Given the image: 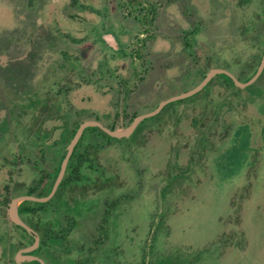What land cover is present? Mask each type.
Returning <instances> with one entry per match:
<instances>
[{"label": "rangeland", "instance_id": "374dc122", "mask_svg": "<svg viewBox=\"0 0 264 264\" xmlns=\"http://www.w3.org/2000/svg\"><path fill=\"white\" fill-rule=\"evenodd\" d=\"M36 1L0 0V55L13 47L9 54L17 57L28 46L30 30L43 7V0ZM65 7L71 17L81 10L73 0ZM22 15L26 19L20 21ZM169 15L182 29L168 24L158 35L172 42L177 39V55L167 60L170 47L147 64L152 71L167 62H193L192 67L190 74L179 76L175 87L166 85L148 97L172 98L189 92L211 68L227 70L241 83L255 76L264 57V0H189L186 13L176 9ZM45 20L38 18L40 23ZM14 22L19 28L13 31ZM22 22L28 25L23 31ZM91 28L89 36L96 40L100 28ZM53 30L51 26L50 32ZM43 33L46 31L36 32L38 36ZM76 44L70 48L72 55L79 51ZM59 45L68 43L59 40ZM29 57L38 59V48ZM244 58L247 61L238 62ZM129 62L138 60L131 55ZM32 63L18 67L14 75L24 80L35 75L38 70ZM105 65L101 62L98 68L105 69ZM119 77L114 73L112 78ZM215 78L193 97L171 103L157 116L141 122L129 138L109 141L94 132L82 137L84 147L88 142L101 143L110 152H99L98 164L86 177L62 186L57 198L40 214V224L51 220L60 233H68L76 223L69 234L72 244L64 252L65 261L78 259L80 254L85 260L92 259L89 264H264V71L246 88L233 86L224 76ZM74 92L71 103L85 113L66 114L64 122L72 129L77 122L95 121L108 129L113 126L112 131L125 130L136 117L154 111L161 100L150 98L149 103L141 92L122 101L123 92L115 93L111 113L108 98L95 86ZM22 111L13 108L11 114L0 116L2 129L14 135L11 140L15 142H20L16 137L25 117ZM62 134L66 133L50 132L43 148L51 166L68 144ZM11 140L0 146V158L6 160L0 163V264L14 260L9 243L3 242L6 233L11 232L10 242L19 238L7 202L2 201L26 192L40 175L32 165L7 171L9 151L15 149ZM16 182L21 184L16 186ZM97 241L100 244L91 251ZM50 243L39 255L55 264L57 245ZM76 249L80 252L74 255Z\"/></svg>", "mask_w": 264, "mask_h": 264}, {"label": "trees", "instance_id": "16d2710c", "mask_svg": "<svg viewBox=\"0 0 264 264\" xmlns=\"http://www.w3.org/2000/svg\"><path fill=\"white\" fill-rule=\"evenodd\" d=\"M29 1L31 4L37 2L36 0ZM68 1L69 0H43L42 10L40 13H37L38 16H36L35 25L32 26L30 30L33 33H31L28 39V46L24 47L22 54L17 57L11 56L9 52L15 49L11 47L7 48L6 53L0 55V116L11 114L13 108H20V110H23L22 112H25V117L17 128L19 136H15L17 141L20 142L11 140L14 135L10 136L9 132L3 130L1 127L3 122H0V146L4 141L7 140V142H9V140H11V146L15 147V149L9 151L11 160H8L5 168H8L7 171L10 170L9 172L12 173L15 171L14 169L16 167L17 169L18 167L20 169L23 167L29 169L30 165H32L38 169L40 174L35 178L34 185L28 186L26 192L20 193L19 196H11L9 194L10 196H7L2 201L4 204L6 200L7 208L13 199L20 196L46 197L50 194L60 172L62 161L66 156L67 146L82 124L77 122L75 129H72L68 123L64 122L66 120V114L69 115L70 112L76 111L79 116H83L85 113L83 110L77 109L72 104L73 102L71 103L73 95L70 96V94H75L74 91L76 89L85 85H92L100 89L101 87L104 89L106 88L109 95L108 100H110L111 103L116 97L115 93L119 94L120 92H123L122 101H127L128 95L131 96L135 94L134 98H136L138 94L143 92V96L147 98L149 103H151L150 98L154 100L161 99L159 102L161 103V101L169 97H166V95L161 97L148 96L155 90L164 88L166 85H170L172 88L175 87L178 83L177 79L180 78L179 76L190 74L188 69H191L192 66L190 63L193 62H167L163 65L161 64L162 68L158 71H152L147 64L149 63L151 65L152 62H155V57H158V53L161 52V49L156 50L154 48L155 42L162 39L161 36L158 35V32H161L168 24L182 29V27L175 25L169 19L170 15L166 7L172 3H176L178 6L175 7L180 9V12L186 13L189 9V0H73L74 5L81 9L75 14V17L74 15H72V17L68 15L65 7ZM166 12H168V14ZM14 15L15 13H13V16ZM111 17H120L121 20L129 23L131 27H135L136 24L139 23L141 30L139 29L138 34L127 33L128 37L125 39V43H127L126 47L128 48L127 52H124L122 56H116V59L110 60V62H108V67L105 69L102 67L98 68L101 64L92 62L90 58L96 55L99 56V53H95L91 56L88 51L95 47L99 39L93 40V38L89 36V31H91L92 25L100 28L99 23L102 18L109 19ZM19 18L20 21H23L26 19V16L22 15ZM38 18H45L46 20L40 23ZM72 18L75 19V21H73ZM26 24L22 22L20 26L21 31L26 30L28 26ZM86 25L87 27H85ZM51 26L54 29L52 32H50ZM81 26L86 29H81ZM17 28H19V24L17 25V23L14 22L11 30L14 31ZM42 31H46V33L40 36L36 34V32L41 33ZM188 31L189 30H187V32ZM87 36L90 38H87ZM59 40L68 43V45L66 47L59 45ZM76 41L79 51L75 55H72L70 48L73 47ZM81 41L82 44L80 43ZM17 44L20 43H16L15 45L17 46ZM170 47L173 48L170 50V55L167 56V60L174 57L173 55H177L179 44L176 38L173 39L172 46L170 45ZM37 48L40 57L35 61H31L29 56L31 53L35 52ZM16 49H18V47ZM172 51L174 54H172ZM244 52H247V49H245ZM131 55L137 59L138 62H129V56ZM117 60H119V62H117ZM244 60L245 58L243 60L239 59L238 62L247 61V59ZM29 62H34L32 63L34 64L32 67L37 68V73L26 77L25 80L16 77L14 75L15 69L26 64L28 65ZM211 70H213V68L208 69L199 83L205 79L206 75ZM114 73L119 74L118 76L120 77L114 80L112 78ZM234 74L240 78L237 72ZM155 76L160 77L157 80ZM220 76H224L229 83L235 86L234 82L229 77L225 75ZM215 79L216 78H214L210 84ZM151 83H154L153 87ZM192 83L193 82H191V84ZM21 84L22 87H20ZM25 84L26 86L24 87ZM143 87L145 90H143ZM33 91L35 92L33 93ZM41 93H45L43 94L44 96H40ZM172 95L171 93L170 97ZM137 100L139 101V98H137ZM138 101H136V104ZM1 103L3 105H1ZM110 112L112 113L113 109H111ZM94 113L97 114L96 112ZM68 115L67 118H69ZM61 122L63 124L59 126L58 123ZM56 126H58V128H55ZM50 129L53 130L50 131ZM109 129L115 130L113 126L109 127ZM52 131L66 133L64 135L62 134L61 139H64V141L66 140L68 144L62 149L58 160L51 166L49 163L52 161L47 162L48 158L46 153L43 152V148L47 147V137H49ZM88 132L98 133V135L109 139V141L118 140L111 138L99 128L86 129L82 137L87 135ZM81 141H84L83 138L74 150L64 180L54 198L46 204L25 202L19 209L22 220L37 232L41 239L40 247L32 253V255L40 257L39 252L44 248H50V242H53V246L57 245L55 252L58 255L55 264H89V261L92 260L91 258H86L85 260V257L78 253L80 252L78 249L75 250L76 253L74 252V255L79 254L78 259L73 258L71 262L64 260V252L66 248H68V245L70 246L72 244L69 240V234L75 228L76 223L70 227V230L66 234H64L65 232L61 231V233H63L61 234L57 232L56 229L54 230V223L51 220L40 224V214H43L45 208L57 198L61 187L68 183L81 181L84 171L86 172L88 168H93V166L98 164V160H96L98 153L105 151L107 148L104 144H92L89 142L85 144L84 147ZM49 147L53 148V146ZM57 148L55 144L54 149L57 150ZM16 149H18V152ZM33 149H35V151L39 150L38 153H34L35 151L33 152ZM5 161V159L3 160L0 158V163L4 164ZM44 162L46 164H44ZM48 167L50 171L46 170ZM48 179H50V183L47 182ZM20 184L21 183H18L16 186ZM12 225L13 229H15L19 235V238L17 237V242H10L11 235L9 233L11 232L6 233L3 242L7 241L9 243V249L15 257L20 250L32 246L34 238L22 227L15 224ZM105 239L106 237H104V240ZM97 244L99 245L100 242L97 241L91 251L96 250ZM74 249L75 248H73L72 251ZM67 256H70V253H68ZM12 264H16L15 260H13ZM26 264L39 263L32 262ZM46 264H50V262L47 260Z\"/></svg>", "mask_w": 264, "mask_h": 264}, {"label": "water", "instance_id": "95a60500", "mask_svg": "<svg viewBox=\"0 0 264 264\" xmlns=\"http://www.w3.org/2000/svg\"><path fill=\"white\" fill-rule=\"evenodd\" d=\"M263 71H264V57L262 59V62L260 64L258 71L255 74V76L246 83L239 82L236 79V77L227 70L213 69L206 75L205 79L196 88H194L193 90H191L189 92L180 94L178 96H174L172 98H169V99L161 102L159 104V106L154 111H152L148 114L136 117L135 120L133 121V123L125 130L112 131V130L104 127L101 123L95 122V121H87V122H84L83 124H81L80 127L78 128L75 136L71 140L69 146L67 147L66 156L62 162L60 172L57 176V179L53 185V188H52L50 194L46 197H43V198H38L35 196H21V197L13 199L9 205L8 215H9L10 220L15 225L20 226L23 229H25L34 238V243L32 246L25 248V249H22L16 254V257H15L16 263L22 264L24 262H38L39 264H46L40 257L32 255V253L35 252L40 247L41 240H40V237L37 234V232H35L32 228H30L20 217L19 206L24 202H34V203L46 204L54 198V196L56 195L60 185L63 182L69 161H70V159L74 153V150H75L76 146L78 145V143H79L80 139L82 138L86 129H88V128H99L104 133H106L108 136H110L111 138H114V139L129 138L135 132V130L141 124V122H143L144 120H146L148 118H153V117L157 116L163 110V108H165L166 106H168L171 103L181 101L184 99H188V98L193 97L194 95L198 94L216 76L225 75V76L229 77L234 82V84L236 86H238L240 88H246V87L251 86L253 83H255V81L261 76Z\"/></svg>", "mask_w": 264, "mask_h": 264}, {"label": "crops", "instance_id": "0c3cea01", "mask_svg": "<svg viewBox=\"0 0 264 264\" xmlns=\"http://www.w3.org/2000/svg\"><path fill=\"white\" fill-rule=\"evenodd\" d=\"M173 4H175V3H172L171 5H168L166 7L168 12H170L171 10H175L176 11L177 8L176 7H172ZM178 10H180V9H177V11ZM168 12H166V13L168 14ZM99 26H101L100 29L97 28L98 29V31H97V35H98L97 40L99 39V41L95 44L94 48H92L91 50L88 51V53H90L91 56L94 55L95 53H99V56L96 55L95 57L90 58V59L92 60V62H98V64H101V62H104L106 64L105 65L106 67H108V62H110V60H112L114 58L116 59V56H122L124 54V52L128 51V48L126 47L127 43H125V39H126V37H128L127 33L129 32L131 34H136V33L138 34L139 33V29L141 30V26H140L139 23H137L135 27H133V26L131 27V25L129 23L124 22L123 20L120 19V17H111L109 19L102 18L100 23H99ZM170 45H172V41L165 40V39H159L158 41L155 42L154 48L156 50L157 49L164 50V49L170 48ZM87 62H89V61H87ZM92 79H95V78H92ZM85 86H92V85H85ZM96 88L99 91H101L103 94H105L103 96L104 98H108L109 99V95L107 93V89L106 88L105 89L102 88V87H101V89L98 88V87H96ZM143 90H145L144 87H143ZM71 95H72V93L70 94V96ZM109 102H110L111 109H113V105H112L110 100H109ZM104 152H107V154L110 152L108 147L105 149ZM90 169H91V167L88 168L86 170V172L84 171V175H83V177H81L82 179L84 177H86L85 175L88 173V171ZM82 179H81V181H82ZM15 257H16V255H15ZM15 257H14V260H15ZM15 263H16V261H15ZM26 263H32V262H24L22 264H26Z\"/></svg>", "mask_w": 264, "mask_h": 264}, {"label": "flooded vegetation", "instance_id": "af4514ba", "mask_svg": "<svg viewBox=\"0 0 264 264\" xmlns=\"http://www.w3.org/2000/svg\"><path fill=\"white\" fill-rule=\"evenodd\" d=\"M263 59V58H262Z\"/></svg>", "mask_w": 264, "mask_h": 264}]
</instances>
